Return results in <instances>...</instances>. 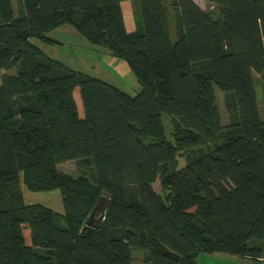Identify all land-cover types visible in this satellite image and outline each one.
<instances>
[{
    "label": "trees",
    "instance_id": "trees-1",
    "mask_svg": "<svg viewBox=\"0 0 264 264\" xmlns=\"http://www.w3.org/2000/svg\"><path fill=\"white\" fill-rule=\"evenodd\" d=\"M203 1L210 11L193 0H0V264H134L133 250L142 264L264 258V0ZM64 25L124 61L141 92L30 42L58 44L46 34ZM68 162L76 177L60 172ZM21 183L59 190L63 213L25 205ZM102 197L104 219L82 234Z\"/></svg>",
    "mask_w": 264,
    "mask_h": 264
},
{
    "label": "rangeland",
    "instance_id": "rangeland-1",
    "mask_svg": "<svg viewBox=\"0 0 264 264\" xmlns=\"http://www.w3.org/2000/svg\"><path fill=\"white\" fill-rule=\"evenodd\" d=\"M173 0H166L167 6ZM195 4L203 11H210L211 8L203 0H193ZM15 8H17V0H13ZM134 6L131 2L123 4V15L127 29L136 30V15H134ZM46 37L57 41L58 44H44L36 39L30 42L38 47L41 52L49 59L60 62L66 67L81 72L91 78L101 80L130 96H136L141 92V86L138 84L135 76L131 72L128 65L117 58H114L106 49L98 48L90 45L78 32L70 25H64L58 29L52 30L46 34ZM175 36L172 33V39ZM13 73V71H12ZM258 92V100H261V94ZM217 96V104L222 115L223 124H227V113L224 107V96L219 90H215ZM78 111L82 113V104L78 92L74 93ZM263 119V114L261 115ZM166 119V118H164ZM169 123V121L167 120ZM167 123V125H168ZM170 131L168 132V138ZM179 168L185 166L184 158H178ZM60 172L76 177L78 170L73 162L62 163L58 166ZM156 193H161L160 182L156 181L153 185ZM21 190L24 204L41 205L55 213H63V201L59 190L51 192H30L21 183ZM27 243L30 244L29 230L24 231ZM145 251H132L134 264H142ZM201 257L199 258V260ZM200 264H206L200 261Z\"/></svg>",
    "mask_w": 264,
    "mask_h": 264
},
{
    "label": "crops",
    "instance_id": "crops-1",
    "mask_svg": "<svg viewBox=\"0 0 264 264\" xmlns=\"http://www.w3.org/2000/svg\"><path fill=\"white\" fill-rule=\"evenodd\" d=\"M127 2L122 3V10H123V4ZM126 25V23H125ZM127 29V26H126ZM129 33L133 32V29L129 30L127 29ZM201 259L199 260V258ZM197 260V264H200V261H204L206 264H264V258L258 259V260H250V259H241L237 257L227 256V255H220L215 254L212 256H200Z\"/></svg>",
    "mask_w": 264,
    "mask_h": 264
},
{
    "label": "water",
    "instance_id": "water-1",
    "mask_svg": "<svg viewBox=\"0 0 264 264\" xmlns=\"http://www.w3.org/2000/svg\"><path fill=\"white\" fill-rule=\"evenodd\" d=\"M107 205H108L107 200L104 197L100 198L98 204L94 208V211L86 221V224L81 232L82 234H84L85 230L87 229L93 230L94 228L99 226L101 221L104 219ZM96 214H98V217H96Z\"/></svg>",
    "mask_w": 264,
    "mask_h": 264
}]
</instances>
